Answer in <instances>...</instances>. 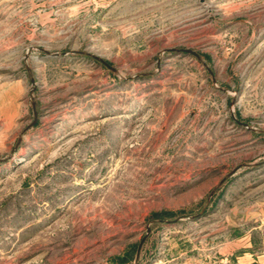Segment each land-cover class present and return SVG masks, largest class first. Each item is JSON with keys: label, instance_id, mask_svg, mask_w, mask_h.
Segmentation results:
<instances>
[{"label": "rangeland", "instance_id": "1", "mask_svg": "<svg viewBox=\"0 0 264 264\" xmlns=\"http://www.w3.org/2000/svg\"><path fill=\"white\" fill-rule=\"evenodd\" d=\"M0 264H264V0H0Z\"/></svg>", "mask_w": 264, "mask_h": 264}]
</instances>
